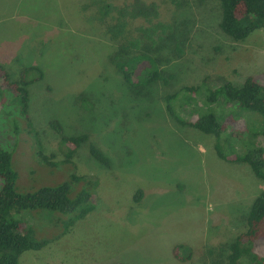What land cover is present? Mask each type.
Wrapping results in <instances>:
<instances>
[{"label": "rangeland", "instance_id": "obj_1", "mask_svg": "<svg viewBox=\"0 0 264 264\" xmlns=\"http://www.w3.org/2000/svg\"><path fill=\"white\" fill-rule=\"evenodd\" d=\"M93 1L0 0V76L2 67L13 79L26 66L44 73L28 86L26 111L17 95L0 97V147L12 153L15 189L33 193L68 183L70 198L87 189L94 205L77 220L78 211L14 212L48 241L24 252L20 264H229V246L245 230L264 180L245 163L221 159L215 136L180 124L164 96L203 80L209 87L241 84L264 73V28L234 41L220 29L219 0H178L181 6L159 0L189 39L183 56L162 68L168 84L138 90L111 62L116 46ZM181 101L173 106L189 119L203 95ZM216 107L223 121L232 120L227 107ZM238 120L246 127L245 116ZM82 134L88 138L78 146L62 141ZM91 146L108 164L93 157ZM138 189L143 196L135 202ZM181 243L182 255L192 254L187 262L174 256ZM256 251L264 256V245ZM240 262L253 264L247 257Z\"/></svg>", "mask_w": 264, "mask_h": 264}, {"label": "trees", "instance_id": "obj_2", "mask_svg": "<svg viewBox=\"0 0 264 264\" xmlns=\"http://www.w3.org/2000/svg\"><path fill=\"white\" fill-rule=\"evenodd\" d=\"M174 2L181 6L178 0ZM92 4L97 8L96 18L104 25L106 35L115 43L110 60L125 83L138 90L160 81L168 84L169 79L162 68L185 53L188 28L175 17L165 16L159 0H94ZM219 5L220 29L234 41H245L264 28V0H219ZM16 77L13 79L2 67L0 97L4 92L17 95L26 111L28 86L43 79L44 73L37 66H26L18 70ZM199 93L203 95L202 107H194L192 116L183 119L173 104L176 100L189 104L196 101ZM164 99L167 110L180 124L215 136L214 147L221 159L245 163L264 180V73L248 75L241 84L227 81L209 87L203 80L201 84L168 93ZM216 105L228 108L230 122L223 121ZM244 116L246 127L238 120ZM52 126L61 131L59 122H53ZM259 137L262 143L258 141ZM87 138L85 134L63 136L62 141L75 147ZM90 152L96 160L108 164L107 157L98 148L91 146ZM17 176L12 167V153L0 147V264H20L24 252L40 250L48 244L47 240L37 239L31 228L24 227L14 212L34 208L65 213L78 211L77 220L94 209L90 203L92 193L87 189L73 199L68 196V183L42 187L33 193H20L15 189ZM142 196L143 190L138 189L133 200L139 202ZM260 245H264V191L251 205L245 230L237 234L229 246V264H241L243 257L253 264H264V256L256 251ZM184 248V243L174 248V256L180 262H187L192 256L191 251L182 255L180 251ZM207 252L214 253L212 249Z\"/></svg>", "mask_w": 264, "mask_h": 264}]
</instances>
